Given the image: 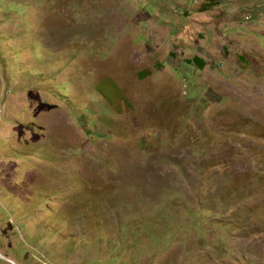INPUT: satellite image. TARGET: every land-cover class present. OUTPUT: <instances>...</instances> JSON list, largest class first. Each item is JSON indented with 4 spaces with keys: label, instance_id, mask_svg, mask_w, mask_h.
<instances>
[{
    "label": "rangeland",
    "instance_id": "374dc122",
    "mask_svg": "<svg viewBox=\"0 0 264 264\" xmlns=\"http://www.w3.org/2000/svg\"><path fill=\"white\" fill-rule=\"evenodd\" d=\"M0 264H264V0H0Z\"/></svg>",
    "mask_w": 264,
    "mask_h": 264
},
{
    "label": "trees",
    "instance_id": "16d2710c",
    "mask_svg": "<svg viewBox=\"0 0 264 264\" xmlns=\"http://www.w3.org/2000/svg\"><path fill=\"white\" fill-rule=\"evenodd\" d=\"M198 64H199L200 66H203V61L198 62Z\"/></svg>",
    "mask_w": 264,
    "mask_h": 264
}]
</instances>
